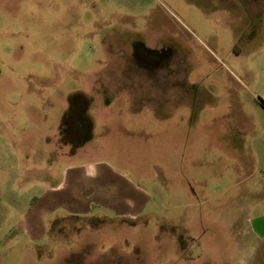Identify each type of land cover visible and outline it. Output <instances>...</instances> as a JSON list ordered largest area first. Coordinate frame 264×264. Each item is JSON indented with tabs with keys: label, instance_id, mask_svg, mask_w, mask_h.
I'll return each instance as SVG.
<instances>
[{
	"label": "rangeland",
	"instance_id": "374dc122",
	"mask_svg": "<svg viewBox=\"0 0 264 264\" xmlns=\"http://www.w3.org/2000/svg\"><path fill=\"white\" fill-rule=\"evenodd\" d=\"M137 41L169 69L138 68ZM262 80L264 0H0V264H264ZM78 92L93 137L70 154ZM69 165L107 169L131 216L58 211L36 239L20 221Z\"/></svg>",
	"mask_w": 264,
	"mask_h": 264
},
{
	"label": "crops",
	"instance_id": "0c3cea01",
	"mask_svg": "<svg viewBox=\"0 0 264 264\" xmlns=\"http://www.w3.org/2000/svg\"><path fill=\"white\" fill-rule=\"evenodd\" d=\"M260 86L261 91H264V80ZM255 95L256 93L253 96ZM261 96L260 101L264 107V93ZM246 146L250 147L248 144ZM62 172V179L60 174L58 178L50 181L45 190L41 189L40 197L24 213L20 221L31 236L44 239L47 219L58 211H64L70 216L93 218L95 208L105 207L113 209L124 218L131 216L129 211L124 210V199L118 198V189H112L108 181L102 182L101 179L108 173L107 169L100 168L95 172L89 165L79 167L69 165ZM92 174H95V178H91ZM257 180L258 184L252 183L248 193L252 197L246 207L250 213L247 218L248 232L255 242L264 244V177L261 176ZM37 186L35 184V187Z\"/></svg>",
	"mask_w": 264,
	"mask_h": 264
},
{
	"label": "trees",
	"instance_id": "16d2710c",
	"mask_svg": "<svg viewBox=\"0 0 264 264\" xmlns=\"http://www.w3.org/2000/svg\"><path fill=\"white\" fill-rule=\"evenodd\" d=\"M140 43H135L134 53L138 57ZM91 98L84 93H73L68 96V107L59 124L60 139L69 145L70 153H76L93 137L94 123L89 114Z\"/></svg>",
	"mask_w": 264,
	"mask_h": 264
},
{
	"label": "flooded vegetation",
	"instance_id": "af4514ba",
	"mask_svg": "<svg viewBox=\"0 0 264 264\" xmlns=\"http://www.w3.org/2000/svg\"><path fill=\"white\" fill-rule=\"evenodd\" d=\"M138 43H140L139 51L143 53H139L138 57H136L134 53L135 49L133 46V55H132V57L134 58V62L138 66V68H141L143 69V71H146L148 73L150 72L156 73L159 76L161 75L159 74L158 70L169 69L171 63L170 61L172 59V54H173L171 48L169 47L152 48L146 46L144 43L141 42Z\"/></svg>",
	"mask_w": 264,
	"mask_h": 264
}]
</instances>
